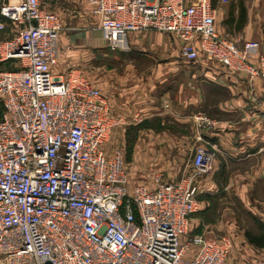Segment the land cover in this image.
Segmentation results:
<instances>
[{
	"label": "built area",
	"instance_id": "1",
	"mask_svg": "<svg viewBox=\"0 0 264 264\" xmlns=\"http://www.w3.org/2000/svg\"><path fill=\"white\" fill-rule=\"evenodd\" d=\"M88 5L111 51L129 34H168L187 63L264 82L260 43L221 36L212 0ZM62 31L41 0H0V264H225L231 240L190 225L213 169L215 123L198 119L200 146L178 180L131 183L123 151L104 150L124 124L108 97L80 70H55Z\"/></svg>",
	"mask_w": 264,
	"mask_h": 264
},
{
	"label": "crops",
	"instance_id": "2",
	"mask_svg": "<svg viewBox=\"0 0 264 264\" xmlns=\"http://www.w3.org/2000/svg\"><path fill=\"white\" fill-rule=\"evenodd\" d=\"M41 1L45 9L61 17L62 25L70 21L74 26L95 29L94 34L73 37V45L105 47L88 0H64L66 6L56 9ZM212 6L216 10L215 29L221 36L239 46L258 42L264 55V0H212ZM126 43L131 58L129 71L124 77L116 76L114 86L102 88L114 116L124 121L121 127L147 124L140 132L144 135L155 134L154 124H177L197 137L200 117L215 123L206 135L214 146L213 169L200 183L199 210L191 219V228L195 223L202 235L217 238L210 229L214 221L209 218L205 222L198 214L209 208L215 218L228 217L233 214L231 208L222 206L235 200L252 212L256 224H264V82L231 76L218 65L187 63L181 58L180 42L168 34H129ZM140 55H146L153 66L136 67L134 60ZM61 59L57 72L72 68ZM248 233L259 240L264 238L258 225L255 232ZM249 245L264 251V246Z\"/></svg>",
	"mask_w": 264,
	"mask_h": 264
},
{
	"label": "rangeland",
	"instance_id": "3",
	"mask_svg": "<svg viewBox=\"0 0 264 264\" xmlns=\"http://www.w3.org/2000/svg\"><path fill=\"white\" fill-rule=\"evenodd\" d=\"M43 2L45 5L50 4L53 9L66 6L64 0H43ZM69 22L63 25L61 33L60 48L66 50L64 52L61 49L63 53L61 63L80 70L85 76L92 79L101 90L103 87L114 86L117 77H124L129 71L131 58L127 55L130 50L123 48L111 51L106 46L104 48L102 46L88 48L73 45L74 43L71 41L73 37L84 33L94 34L95 29L74 26ZM140 57L134 60L136 67L145 68L148 66L147 64L153 66L152 61L146 55H140ZM165 125L167 128L160 131L156 129L157 124H154L155 134L144 135L140 132L145 128L136 131L131 129L133 126L129 128L128 126L124 128L119 126L104 147L108 155L113 154L117 149L123 151L126 171L131 183L152 187L156 177H160L164 181L178 180L187 164L192 160L196 148L200 146V142L196 140L197 137L194 134L191 136V131L187 130V127L177 124ZM129 129L131 130L129 131ZM129 147L133 149L132 154L128 152ZM226 207L231 208L233 212L228 217L215 218L214 213H209V208L200 215L198 214L199 218L205 222L209 221V218L214 221L210 229L214 232L215 237H225L231 240L232 249L225 264H254L255 261L264 259V251L254 250L246 238L247 232L257 230V224L251 215L252 212H249L237 200L223 204L222 208ZM198 216L193 220H197ZM196 225L195 223L192 225L193 235L202 234L201 228Z\"/></svg>",
	"mask_w": 264,
	"mask_h": 264
},
{
	"label": "trees",
	"instance_id": "4",
	"mask_svg": "<svg viewBox=\"0 0 264 264\" xmlns=\"http://www.w3.org/2000/svg\"><path fill=\"white\" fill-rule=\"evenodd\" d=\"M62 51H61V57H62ZM147 126V124H140V125H136V126H133V127H131V129L132 130H136V131H138V130H140V129H143V128H145ZM156 128V127H155ZM167 128V126L164 124V125H162V123H158L157 124V130H160V131H162V130H164V129H166ZM131 129H129V131L131 130ZM137 136H138V134H137ZM137 136H136V138H137ZM132 147H129L128 148V152H129V154H132ZM257 222V225L259 226V228H261L263 231H264V224L263 223H261L260 221H256ZM246 238H247V240H248V242H250V243H252V244H256L257 246H259V247H263L264 246V238L262 239V240H259V239H257L256 237H254L251 233H246ZM263 241V242H262Z\"/></svg>",
	"mask_w": 264,
	"mask_h": 264
}]
</instances>
